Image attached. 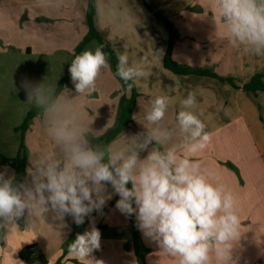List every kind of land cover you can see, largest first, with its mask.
Wrapping results in <instances>:
<instances>
[{
	"label": "crops",
	"instance_id": "obj_1",
	"mask_svg": "<svg viewBox=\"0 0 264 264\" xmlns=\"http://www.w3.org/2000/svg\"><path fill=\"white\" fill-rule=\"evenodd\" d=\"M146 1L172 23L178 35L172 49L176 63L212 70L219 77L234 79L240 88L235 89L229 83L211 77L179 76L167 70L164 57L170 32L140 0H96L95 24L105 42L116 54L126 52L130 63L143 64L149 74L135 84L139 97L131 128L112 143L122 144L126 137L146 132L144 116L158 95H166L171 100L163 126L175 127V116L181 110L180 101L188 93H194L197 98L194 111L212 135L210 146L194 159L200 160L226 184L238 201L240 236L234 243L231 260L233 264H264V92L249 95L242 89L255 75L264 72V55L257 56L243 47H233L216 30L209 0ZM87 7V0H0V77L3 72L9 75L8 65L12 62L13 70L33 76V84L44 82L57 88V55H63L67 70L76 48L88 34ZM96 47L98 44L94 41L85 50L94 51ZM35 58L39 61L38 66L30 72L23 62ZM41 63H47V71L40 68ZM27 76L24 78L28 79ZM67 89L68 98L72 99L70 103L77 107L82 123L92 130L89 139L95 141L94 145H100L115 127L121 98L132 95V90L123 88L111 67L102 71L96 90L90 95L76 97L72 81ZM2 90L0 85V96ZM20 97L24 99L23 94ZM0 99L5 104V108L0 106V109L24 111L21 114L23 120L13 128L22 137L21 131L16 129L34 106L16 107L10 103L8 91ZM5 137L0 129V143ZM24 138L28 145L25 182H30L28 169L44 153L56 151L57 146L47 134L43 115L31 121ZM179 143L180 140L174 138L166 146ZM32 144L35 145L31 148ZM154 146L153 143L149 148ZM17 154L6 157L0 153V172L16 178V171L1 165V161L15 158ZM146 155L147 151H142L140 158ZM105 194H110L111 198L102 209L86 216L81 225H77L70 215L63 221L58 220L52 212L44 214V220L39 215L30 220L25 211L22 224L16 220L10 231L0 232V264H17V261L23 264H86L69 254L68 245L77 234L90 231L93 226L101 234L100 247L90 253L89 259L103 261V264H138L132 224L116 207L120 197L110 184ZM139 232L146 264H176L175 258L162 252L140 229Z\"/></svg>",
	"mask_w": 264,
	"mask_h": 264
},
{
	"label": "clouds",
	"instance_id": "obj_2",
	"mask_svg": "<svg viewBox=\"0 0 264 264\" xmlns=\"http://www.w3.org/2000/svg\"><path fill=\"white\" fill-rule=\"evenodd\" d=\"M209 7L216 30L233 47L264 55V0H209ZM117 61L115 74L128 89L149 75L143 64L130 63L126 52L118 53ZM105 69L110 64L102 47L76 55L68 69L76 97L94 92ZM21 87L27 102L45 117L57 150L44 153L28 169L30 182L0 172V232L10 231L25 211L30 220L52 212L58 220L70 215L81 225L111 198L105 194L110 184L120 197L116 207L129 216L135 213L138 228L176 264H233L232 249L241 227L238 201L226 184L194 159L212 143L206 124L194 111V93L180 101L175 127L163 126L171 100L158 95L144 116L146 132L126 137L122 144L101 146L89 139L92 130L70 103L67 87L57 93L53 85L27 79ZM174 138L180 143L166 146ZM142 151H147L143 159ZM100 235L94 226L77 234L68 245L69 254L86 264H103L88 258L99 249Z\"/></svg>",
	"mask_w": 264,
	"mask_h": 264
},
{
	"label": "trees",
	"instance_id": "obj_3",
	"mask_svg": "<svg viewBox=\"0 0 264 264\" xmlns=\"http://www.w3.org/2000/svg\"><path fill=\"white\" fill-rule=\"evenodd\" d=\"M144 7L152 12L154 16L162 22L166 28L170 32V40L168 44V50L164 57V67L173 72L176 75L179 76H189V75H195L200 77H211L214 79H217L221 82H227L229 83L233 88L239 89L240 87L235 83L234 79L231 78H222L219 77L214 71L209 69H195L191 67H186L179 65L176 63L172 58V49L174 46L175 41L178 39V35L175 32V29L172 25V23L164 17L162 14L155 12L153 8L150 6V4L146 0H140ZM88 7H87V26H88V34L83 39V41L78 45V47L75 50L73 59L76 55L80 54L85 50L87 46H89L92 42H97L99 47H102V50L107 54L108 61L110 64V67L116 76V66H117V54L110 48V46L105 42L103 36L99 33L97 30L96 24H95V17L97 13V4L96 0H87ZM70 67V66H69ZM68 67V69H69ZM66 70V73L64 77L59 81L56 91L57 93L62 92V90L67 87L71 83V77L70 73ZM116 78L120 81L123 88L126 90L128 89L127 86L124 84L123 80H121L118 76ZM242 89L249 95H256L259 92H264V72L255 75L247 84L243 85ZM132 95L130 98H127L123 96L121 98L120 102V109H119V115L116 122V125L113 129H111L107 135L105 136L104 140L100 144L101 146H107L112 143V141L118 137L121 133L128 130L132 126L133 122V111L136 106V100L139 97V94L136 92L135 85L131 88ZM42 116L39 109L36 107L32 108L26 117L24 118V121L22 125L17 128V131H21L22 138H21V144L19 148V152L15 158H3L1 161V165H8L12 167L16 171V180L18 182L25 181L26 179V170L28 166V156H27V150L25 145V133L30 127L31 121L36 118ZM93 145L95 144V141H91ZM128 187H131V184L129 183ZM133 207H135V204H133ZM132 227H133V242L135 247V253L137 256L138 264H146L145 256L142 252V243H141V236L138 228V224L135 218V213L132 215H127ZM43 263H45V259L43 257L40 258ZM78 264V263H76Z\"/></svg>",
	"mask_w": 264,
	"mask_h": 264
},
{
	"label": "rangeland",
	"instance_id": "obj_4",
	"mask_svg": "<svg viewBox=\"0 0 264 264\" xmlns=\"http://www.w3.org/2000/svg\"><path fill=\"white\" fill-rule=\"evenodd\" d=\"M56 59H57L56 73H57V78H58L57 80L59 82L60 80L59 78H61V76L65 73V70H66V67H64L66 60L64 61L63 55L61 54L57 55ZM38 63L39 61L37 58H35V60L30 59V60H26L25 62H23V64H25V66L29 69L30 72H33L36 69V67L38 66ZM40 65H41L40 68L42 70L47 71V69L45 68L47 63H41ZM8 66L10 67L9 75L3 72V77H0V85H2V88H3L2 90L3 95H1L0 98L5 97V93H7L8 91L11 104L15 105L16 107H21L22 105H24L25 107L29 108L30 104L27 102V93L25 89L21 87V82L26 79L24 77H26L27 75L23 73V71H20L21 73H18L17 70H13L12 62H9ZM27 77H28L27 80L33 83V79H32L33 76H27ZM17 89L19 90L15 92ZM21 94H23V97H24L23 100L20 99ZM0 103H1V99H0ZM4 105H5L4 103L0 104V106H4ZM3 108H5V106ZM23 112L24 111H22V109H9V110L0 109V129L3 135L6 136L5 141H2V143H0V153L3 156L12 157L17 154V150L19 149V145L21 144L22 137L20 134H17L13 128L16 127L17 124L21 122V119L23 120V116L21 115ZM34 145L35 144H32L31 148ZM26 147H27L26 149H28V145Z\"/></svg>",
	"mask_w": 264,
	"mask_h": 264
},
{
	"label": "water",
	"instance_id": "obj_5",
	"mask_svg": "<svg viewBox=\"0 0 264 264\" xmlns=\"http://www.w3.org/2000/svg\"><path fill=\"white\" fill-rule=\"evenodd\" d=\"M22 218H23V216H21L20 218L16 219L19 224H22L23 223V219Z\"/></svg>",
	"mask_w": 264,
	"mask_h": 264
}]
</instances>
